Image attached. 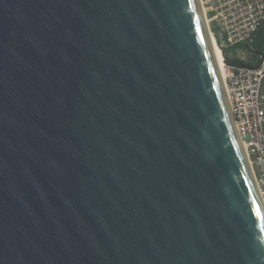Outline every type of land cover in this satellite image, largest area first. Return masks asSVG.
<instances>
[{
  "label": "water",
  "instance_id": "water-1",
  "mask_svg": "<svg viewBox=\"0 0 264 264\" xmlns=\"http://www.w3.org/2000/svg\"><path fill=\"white\" fill-rule=\"evenodd\" d=\"M208 29L200 0H0V264H264Z\"/></svg>",
  "mask_w": 264,
  "mask_h": 264
},
{
  "label": "built area",
  "instance_id": "built-area-1",
  "mask_svg": "<svg viewBox=\"0 0 264 264\" xmlns=\"http://www.w3.org/2000/svg\"><path fill=\"white\" fill-rule=\"evenodd\" d=\"M200 2L223 57L254 67L233 68L224 61L233 119L264 202V50L260 58L249 48L264 28V0H203L205 9Z\"/></svg>",
  "mask_w": 264,
  "mask_h": 264
},
{
  "label": "bare ground",
  "instance_id": "bare-ground-1",
  "mask_svg": "<svg viewBox=\"0 0 264 264\" xmlns=\"http://www.w3.org/2000/svg\"><path fill=\"white\" fill-rule=\"evenodd\" d=\"M202 1V4H203V7L205 9V6H204V3H203V0ZM206 13V11H205ZM209 31V34H210V38H211V45H212V48H213V52H214V55H215V59L217 61V65H218V68H219V71H220V74H221V78H222V81L224 83V86L226 88V83H225V72H224V66H225V63H224V57L221 53V50L219 49V47L216 45L215 41H214V38L211 34V31H210V28L208 29Z\"/></svg>",
  "mask_w": 264,
  "mask_h": 264
},
{
  "label": "trees",
  "instance_id": "trees-1",
  "mask_svg": "<svg viewBox=\"0 0 264 264\" xmlns=\"http://www.w3.org/2000/svg\"><path fill=\"white\" fill-rule=\"evenodd\" d=\"M249 48L250 50H254L257 52H261L264 50V28H262L261 31L255 35L254 41L249 45Z\"/></svg>",
  "mask_w": 264,
  "mask_h": 264
},
{
  "label": "clouds",
  "instance_id": "clouds-1",
  "mask_svg": "<svg viewBox=\"0 0 264 264\" xmlns=\"http://www.w3.org/2000/svg\"><path fill=\"white\" fill-rule=\"evenodd\" d=\"M253 52H254V50H253ZM257 52V51H256ZM262 52V51H261Z\"/></svg>",
  "mask_w": 264,
  "mask_h": 264
}]
</instances>
